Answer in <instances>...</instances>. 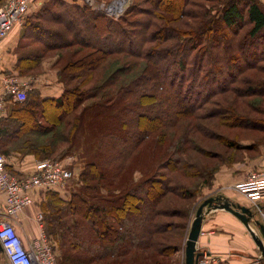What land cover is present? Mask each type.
I'll return each instance as SVG.
<instances>
[{
  "label": "trees",
  "instance_id": "1",
  "mask_svg": "<svg viewBox=\"0 0 264 264\" xmlns=\"http://www.w3.org/2000/svg\"><path fill=\"white\" fill-rule=\"evenodd\" d=\"M144 1H134L114 18L84 0H44L33 11L29 9L22 25L23 37L33 50L17 59L15 69L23 75V67H33L46 50L55 49L63 61L58 77L63 92L44 97L32 89L25 100L10 101L8 112L0 118V153L7 158L13 152L21 153L15 157L51 156L58 143L36 137L52 131L68 144L59 154L86 159L78 174V188H68L60 197L49 193L54 190L36 192L45 193L46 200L40 204L46 209L44 226L57 264H128L133 253L139 256L137 261L142 254L154 253L151 264H171L168 256L183 248V232L190 224H186L188 210L178 213L185 218L183 224H175L180 232L171 233L161 222L167 214L160 204L173 202L167 197L170 194L182 197L170 181L172 173L187 169L180 155L188 150L192 126L174 135L153 160L146 178L129 185L125 193L110 187L125 163L141 151L150 132L164 127L163 123L174 126L182 114L204 119L228 110L230 118L264 132L263 118L217 106L221 102L217 97L229 91L264 96V78L245 80L248 70L264 68L259 65L264 62V2L204 0L210 6L194 27L184 22L168 28L154 20L159 19L156 14L146 20L137 17L150 12L138 5ZM146 1L155 6L170 2ZM246 24L249 27L238 37ZM139 60L152 65L147 68ZM132 72V77L124 78ZM236 83L246 85L243 92L236 90ZM249 105L264 115L259 104ZM132 113L135 123L143 120L147 127L129 125ZM75 131L94 135L93 143L83 142L89 147L85 156ZM163 138L164 133L159 141ZM228 144L237 149L257 147L255 141L245 146L238 141ZM69 168L73 173V164ZM102 190L108 194H101ZM50 202L57 203L51 208ZM165 256L168 261L159 258Z\"/></svg>",
  "mask_w": 264,
  "mask_h": 264
},
{
  "label": "rangeland",
  "instance_id": "2",
  "mask_svg": "<svg viewBox=\"0 0 264 264\" xmlns=\"http://www.w3.org/2000/svg\"><path fill=\"white\" fill-rule=\"evenodd\" d=\"M4 1L5 0H0V5ZM84 1L91 8L102 10L103 12L110 16H113L114 18H118L120 15L123 14V12L128 8V6H130L131 3H133L134 1L139 2L140 0H128V3H126V5L124 6L122 5V0ZM199 2L200 5L198 4V1L195 2V0H170V2H164L155 6L145 0L144 2L138 5L147 7L148 11L150 12L143 13L144 15H137V17L143 16L141 17V19L146 20L147 18H153L152 14H156L159 19L154 18V20H156L158 23L164 24L168 28H174V26L176 25L182 26L184 22L190 24V27H194L201 19L203 12L206 10V6H210L209 2L207 1L200 0ZM40 3L38 5H40ZM151 27V31H153L155 27L153 25ZM248 27L249 25L247 24L242 25L238 37L242 36ZM31 46L33 47V45ZM139 61L142 62L143 65L145 63L147 68L149 65H152L144 60ZM37 62H35L34 65ZM34 65L33 67L27 69L23 67V69H21L20 71L22 72L21 74L28 77H37L44 74L49 78L58 79L61 67L63 65V61L59 57V52L55 49H51L46 50L44 56H42L37 65ZM259 65L264 67V62ZM263 69L264 68H262V71L248 70L245 73V80H247V78L249 77L255 78L256 80L264 78ZM133 75L134 74L132 72L124 76V78L132 77ZM245 86L246 85H243L242 83H236L234 85V87H237L236 90H238L239 92H243ZM218 98L221 99V102L219 103L220 105H217L219 107H223L225 109H228L230 107L234 110H237V112H239L238 114L251 112L252 116L258 118L261 117L264 119V115L252 110L249 105V103L254 102V104H259L257 106L259 109L264 110V96L257 94L246 95L244 94V92L242 95H236L235 93H232V91H229L226 93H222L220 96L217 97V99ZM146 102L148 101L146 100ZM228 114L229 111L227 110L226 113L219 112L217 114H213V117H207L204 119H198L197 117H189L187 116V114H182L180 120L178 121V123L176 122L174 126H168V124L165 125V123H163L164 127L161 126L160 129H156L157 131L155 130L153 132H150V134L146 138V141H144L143 145L139 147L142 148L141 151H139L140 149H138L133 156L134 159H131L130 161L125 163L124 170H122V172L117 176V178H114V180L112 181V185L110 186L112 187L113 192L125 193V191L129 189V185H134L138 181L146 178L149 174L147 170L151 168L153 160L159 155L161 151H164L166 149L168 143H170L171 139L175 137L174 135H176L177 132H179V134L181 135V133L184 131V128L192 126V130L189 135L190 138L188 137V150H186L185 154L180 155L182 164H187V169L185 170L184 168V170L180 172L177 171L175 173H172V180L170 181V184L172 186L176 183V190L178 194L182 197L176 198V196L170 194L167 195V197H172L173 202L168 200L167 202L163 201L160 204V206H162L161 209H164V214H167L165 217H162L161 222L166 225V228L169 230V232H180V229L178 230L175 224H183L185 218L179 217V212H183V210H188L186 224L189 222L191 223V220L194 217L197 207L201 204L203 200L208 198V196L219 192L221 193L222 191H233L231 189V186L233 185L232 182L229 181L224 183L223 181H232L233 179H237L239 181L242 180L248 172L254 171L252 170L251 166H249V164L252 161L264 157V132L260 130L258 131L254 128H250L249 125H242L233 118H230ZM200 115L204 117L207 114H205V111H203V113ZM134 118L135 117L133 113L130 115V117H128L129 125H132L135 128L143 129L147 127L143 126V120H140L139 124L135 123ZM42 122L43 126H47V123H45L43 120ZM198 127L201 128L202 133L198 131ZM162 132L164 133V138L159 141L160 135L163 134ZM54 133L56 132L50 131L49 134L37 135L36 138L38 141H48L50 143L52 140H55L58 143L56 153L46 157H42L40 153L37 156L31 154L27 155H31L35 159V165L37 162L46 159H58L62 162L67 161L68 163H70L69 166L73 164V178L70 182H68V186L66 188L76 189L79 187V185L76 184L78 174L81 167H83L86 159L84 157L80 159L76 157L77 155L75 156L74 154H59V152H61L64 147L68 146V144L63 142L62 139L58 138L56 135H54ZM74 135H76V141L80 140V143H82L80 145L79 150L82 151V153H86V151H88L87 148L89 147H85V144L83 142L87 144L93 143L92 136L94 135L91 132L81 133L79 131H75ZM28 139H31L32 141L35 140V137L29 136ZM234 141H238L239 144L243 146L249 145L255 141V143H257V147L237 149L234 146L228 144L229 142ZM18 144L23 145L22 142ZM18 153L20 152H13L10 154L9 157H15L14 154ZM85 153H83V156H85ZM203 153H206V155ZM68 156H72V161H68ZM6 159L8 160L7 157ZM188 165L190 166V168H188ZM163 172L167 173L168 175L171 174L167 170ZM242 172L244 173V176L242 177V179H238L237 176H241ZM233 181L236 183L235 180ZM100 193L108 194L103 190ZM174 204H176V206H173ZM141 207H144V203H142ZM188 229L183 232L184 243L186 240V233ZM184 243L183 248L180 251L173 253L171 257L168 256L171 264H180L179 255L180 252L184 249ZM153 255L154 253L150 254V256L147 257L145 254H142L141 258L137 261V258L139 256L133 253L128 261V264H151L150 258ZM159 258H163L162 260L164 262L169 260L166 258V256Z\"/></svg>",
  "mask_w": 264,
  "mask_h": 264
},
{
  "label": "crops",
  "instance_id": "3",
  "mask_svg": "<svg viewBox=\"0 0 264 264\" xmlns=\"http://www.w3.org/2000/svg\"><path fill=\"white\" fill-rule=\"evenodd\" d=\"M43 1L44 0H33L30 5L32 11L34 10L33 8H37L38 4ZM261 1L264 2V0ZM32 50L33 47L28 40L23 37V28L19 25H14L8 34L0 41V94L4 92L2 78L9 76H16L22 82L28 84L30 88L26 92L36 89L44 97H58L62 94L63 87L57 78L52 79L44 74L37 77H28L20 75L15 69L17 59L30 53ZM10 101H13L11 97L9 95L6 96L4 114L8 112ZM7 161V169L15 176L29 174L35 169V159L31 155H24L16 158L9 157ZM249 166H251L254 171L264 172V157L252 161ZM243 176L244 173L242 172V175L237 177L238 179H242ZM233 180L236 182L239 181L237 179ZM233 180H226L223 182L226 183L230 181L232 184H235ZM67 191H69L68 188L66 190H60V193L58 191L49 193H54L56 196L60 197L66 194ZM217 195H221L223 198H226L231 202L251 208L254 212V217L250 222V227L254 234L260 237L258 224H256V222L258 221L264 225V200L259 202L258 208H255L252 207L247 199L234 190L230 192L222 191L221 193H215L208 197ZM44 196L45 193H35L33 195V202L23 208L14 218V226L24 244L30 243L39 235L40 229L37 220L38 216L41 218L40 223L42 224V229L44 233L47 234L45 231L43 214V211L46 209L42 210L40 204L42 202L41 200L45 199ZM48 197L49 196L47 195V201ZM4 203V196L0 193V212L3 210ZM56 203L57 202H50L49 206L52 208ZM47 210L49 209L47 208ZM196 250L202 253L199 257L198 264H204L202 260L205 256H207L208 259H217L216 262L208 264L264 263L261 257V250L251 232L240 219L223 208H212L209 212L205 213L200 235L196 243ZM179 261L180 264H184V249L180 252ZM0 264H9L2 252H0Z\"/></svg>",
  "mask_w": 264,
  "mask_h": 264
},
{
  "label": "built area",
  "instance_id": "4",
  "mask_svg": "<svg viewBox=\"0 0 264 264\" xmlns=\"http://www.w3.org/2000/svg\"><path fill=\"white\" fill-rule=\"evenodd\" d=\"M32 0H5L0 5V41L14 25L22 26L30 9ZM4 92L0 94V118L4 114L6 96L13 101H23L30 88L16 76L3 77ZM72 161V156L67 157ZM6 158L0 154V193L4 196V207L0 212V244L2 253L9 264H57L53 246L48 240L37 217L39 235L30 243L24 244L14 226V218L26 206L33 202L37 191L66 190L73 173L67 161L46 159L36 163L33 173L17 177L11 174L6 166ZM249 201L252 207L258 208L264 200V172L250 171L244 178L231 186ZM204 264L216 262V258L205 256Z\"/></svg>",
  "mask_w": 264,
  "mask_h": 264
},
{
  "label": "water",
  "instance_id": "5",
  "mask_svg": "<svg viewBox=\"0 0 264 264\" xmlns=\"http://www.w3.org/2000/svg\"><path fill=\"white\" fill-rule=\"evenodd\" d=\"M212 208H223L241 220V222L251 232L254 240L261 250V257L264 261V225L258 221L256 222V224H258L260 237L256 236L250 227V222L254 217V212L251 210V208L231 202L228 199L223 198L221 195H217L203 200L195 211L184 243V264H198L199 257L202 255V253L196 250V243L200 235L204 215ZM0 252H2L1 244Z\"/></svg>",
  "mask_w": 264,
  "mask_h": 264
},
{
  "label": "bare ground",
  "instance_id": "6",
  "mask_svg": "<svg viewBox=\"0 0 264 264\" xmlns=\"http://www.w3.org/2000/svg\"><path fill=\"white\" fill-rule=\"evenodd\" d=\"M127 1H128V0H124V1L122 0V5H123V6L126 5V3H128ZM119 3H121V2H119Z\"/></svg>",
  "mask_w": 264,
  "mask_h": 264
}]
</instances>
